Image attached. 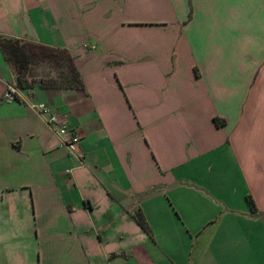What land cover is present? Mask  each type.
Listing matches in <instances>:
<instances>
[{
	"label": "crops",
	"instance_id": "obj_1",
	"mask_svg": "<svg viewBox=\"0 0 264 264\" xmlns=\"http://www.w3.org/2000/svg\"><path fill=\"white\" fill-rule=\"evenodd\" d=\"M0 35L82 82L0 48V264H264V0H0Z\"/></svg>",
	"mask_w": 264,
	"mask_h": 264
},
{
	"label": "trees",
	"instance_id": "obj_2",
	"mask_svg": "<svg viewBox=\"0 0 264 264\" xmlns=\"http://www.w3.org/2000/svg\"><path fill=\"white\" fill-rule=\"evenodd\" d=\"M0 48L5 58L13 65L16 75V84L19 88L29 89L35 80L33 76H27L29 66L35 61L41 60L55 64L58 70L56 76H45L41 84L47 87L79 88L82 86L80 74L74 66L73 59L68 51L55 49L42 44H34L21 39L0 35ZM63 81L62 83H60ZM217 119V118H216ZM222 121H224L222 119ZM249 205L254 208L253 200L248 197ZM134 218L140 227L150 234L149 226L140 212L135 213Z\"/></svg>",
	"mask_w": 264,
	"mask_h": 264
},
{
	"label": "built area",
	"instance_id": "obj_3",
	"mask_svg": "<svg viewBox=\"0 0 264 264\" xmlns=\"http://www.w3.org/2000/svg\"><path fill=\"white\" fill-rule=\"evenodd\" d=\"M17 89L14 85H9L4 91V99L13 100L17 97ZM39 112L45 116L47 122L52 127L57 129V132L61 135L69 133L70 141L76 142L79 140V136L75 131L68 129L65 123L62 120V117L56 112H53L48 106L43 103H38L34 105Z\"/></svg>",
	"mask_w": 264,
	"mask_h": 264
},
{
	"label": "rangeland",
	"instance_id": "obj_4",
	"mask_svg": "<svg viewBox=\"0 0 264 264\" xmlns=\"http://www.w3.org/2000/svg\"><path fill=\"white\" fill-rule=\"evenodd\" d=\"M57 67L53 63L45 62V61H35L33 64L29 66V72L27 76H42V77H47L49 76H56L57 74ZM48 78V77H47ZM61 81L60 83H62Z\"/></svg>",
	"mask_w": 264,
	"mask_h": 264
}]
</instances>
